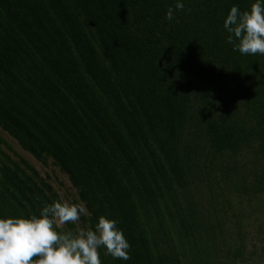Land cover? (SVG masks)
Listing matches in <instances>:
<instances>
[{
  "label": "trees",
  "instance_id": "16d2710c",
  "mask_svg": "<svg viewBox=\"0 0 264 264\" xmlns=\"http://www.w3.org/2000/svg\"><path fill=\"white\" fill-rule=\"evenodd\" d=\"M252 2L184 0L169 22L174 0H0V129L68 178L81 229L119 222L131 258L101 248L103 264H247L233 199L211 190L246 193L236 160L264 156V56L223 28ZM13 155L0 148V217L61 200Z\"/></svg>",
  "mask_w": 264,
  "mask_h": 264
},
{
  "label": "clouds",
  "instance_id": "9594fccd",
  "mask_svg": "<svg viewBox=\"0 0 264 264\" xmlns=\"http://www.w3.org/2000/svg\"><path fill=\"white\" fill-rule=\"evenodd\" d=\"M184 9V0H174L166 19L173 21ZM223 28L233 51L264 56V0H253L245 10L233 5ZM84 212L79 204L54 200L39 215L0 217V264H103L101 248L113 259L129 260L131 245L116 219L101 215L94 228L58 231V224L76 223Z\"/></svg>",
  "mask_w": 264,
  "mask_h": 264
},
{
  "label": "rangeland",
  "instance_id": "374dc122",
  "mask_svg": "<svg viewBox=\"0 0 264 264\" xmlns=\"http://www.w3.org/2000/svg\"><path fill=\"white\" fill-rule=\"evenodd\" d=\"M5 144L7 146H5ZM8 146L10 150H8ZM0 148L13 158H15L13 155L15 153L17 158L20 157L38 171L61 197V201L68 202L69 204L75 203L81 205L77 200L76 190L71 186L65 175L61 174L50 161H47V164L44 165L34 159L30 154L23 151L15 140L1 129ZM254 148H257V145ZM257 156H259V158H257ZM236 163L240 165L244 164L242 176L245 179L246 193L240 192V194H235L233 192H227V190L230 189L229 183L223 184L221 180L219 181L221 184L211 191L214 193L213 197L218 201L220 199L219 194H222V192L223 196L226 198L233 199L232 208H227L225 214H227L230 221L236 220L232 218L233 215L240 216L243 221L244 236L242 240L244 241V256L246 257L247 264H264V193L255 190L264 181V156L256 154V151L246 150L238 156ZM256 181H260V184L258 186H253L256 184ZM202 186L201 195L205 198L204 203H207L210 198V194L207 193H209L210 190L207 189L205 184H202ZM238 195H240V198L235 197ZM196 198L199 199V195L196 194ZM74 224L75 232L81 230L79 221ZM57 227L63 231H67L65 224H58ZM228 228L230 230H228L225 235L231 240L229 236L234 233L233 227L228 224ZM225 252L226 248L222 246L220 253L221 258L224 257Z\"/></svg>",
  "mask_w": 264,
  "mask_h": 264
}]
</instances>
